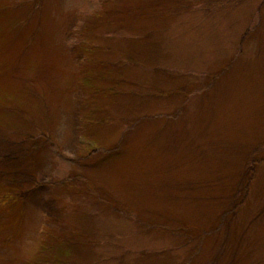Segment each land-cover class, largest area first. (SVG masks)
<instances>
[{"label":"rangeland","instance_id":"1","mask_svg":"<svg viewBox=\"0 0 264 264\" xmlns=\"http://www.w3.org/2000/svg\"><path fill=\"white\" fill-rule=\"evenodd\" d=\"M2 203L0 264H264V0H0Z\"/></svg>","mask_w":264,"mask_h":264},{"label":"trees","instance_id":"2","mask_svg":"<svg viewBox=\"0 0 264 264\" xmlns=\"http://www.w3.org/2000/svg\"><path fill=\"white\" fill-rule=\"evenodd\" d=\"M2 202V201H1ZM14 203V202H13ZM6 204H7V202H6ZM6 204L5 203H2V204H0V206H2V205H5L6 206Z\"/></svg>","mask_w":264,"mask_h":264}]
</instances>
